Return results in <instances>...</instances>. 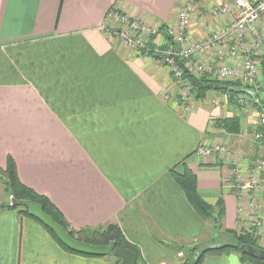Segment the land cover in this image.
<instances>
[{
  "label": "crops",
  "instance_id": "obj_1",
  "mask_svg": "<svg viewBox=\"0 0 264 264\" xmlns=\"http://www.w3.org/2000/svg\"><path fill=\"white\" fill-rule=\"evenodd\" d=\"M223 1L198 0L188 41L204 40L231 20L234 9L211 12ZM184 2L0 0V170L12 161L19 182L73 230L117 226L143 264H179L173 246L212 236L172 178L183 167L204 202L222 199L226 230L240 232L252 219L249 192L236 194L228 161L240 157L245 184L258 156L247 112L240 110L233 135L214 126L236 118L229 96L209 91L184 110L172 94L164 97L172 85L167 67L112 34L108 13L115 9L159 28L152 40L162 47ZM202 145L223 146L228 155H199ZM0 264L118 262L67 252L37 222L7 209L0 210ZM203 264L241 263L229 253Z\"/></svg>",
  "mask_w": 264,
  "mask_h": 264
},
{
  "label": "built area",
  "instance_id": "obj_2",
  "mask_svg": "<svg viewBox=\"0 0 264 264\" xmlns=\"http://www.w3.org/2000/svg\"><path fill=\"white\" fill-rule=\"evenodd\" d=\"M198 0H187L184 2L178 12L177 29L168 30L167 35L173 41L174 44L183 47L185 43L186 32L189 28L191 17L196 11V3ZM196 7V8H195ZM234 13L232 14V20L228 26L223 28L216 34L206 37L204 40L196 42L189 48H183L175 51L174 49L162 50L160 45H157L152 39L155 35L160 33V29H149L141 23L129 19L126 15L119 11L112 9L108 13V20L116 23V28L112 34L117 36L118 39L131 49L140 51L141 53L152 56L156 62L166 66L171 78V82L181 91L179 92L181 105L184 106V110L190 106L194 94L189 84L182 79V71L177 66L175 58L184 60L187 62L186 67L188 71L193 74L201 75H214L218 80L227 78H236L238 73L225 67L223 65L205 66L203 63L192 61L195 55H202L208 50L221 47L225 41H229L231 44L228 47L229 55H242L243 65L240 70L239 78L244 81H253L255 75L253 50L257 48L261 41L256 39L251 44H247L248 35L257 37L258 24L264 20V0H233ZM226 6L214 8L212 13L229 12ZM219 51L218 61H222L224 56ZM193 62V63H192ZM194 76V75H193ZM249 90V89H248ZM253 92V91H252ZM256 95V94H255ZM247 96V95H246ZM168 96H165L167 98ZM250 97V96H249ZM257 97V96H256ZM256 97L251 98L256 103ZM260 109V117L256 124V129L253 130V141L258 149V158L249 165L248 173L245 177L247 182L244 184L241 181L240 172V157L237 155H231L230 166L231 176L234 177V190L238 196H241L245 191H248L249 196H255L249 203V215L255 220V224L252 226L260 230L262 222L257 219V213L259 208V201L256 196L259 194L261 197L262 205L264 206V107L258 105ZM199 155H228V151L225 147L220 145H202L197 149ZM247 184L248 189H245ZM251 199V198H250ZM249 229V233L252 231Z\"/></svg>",
  "mask_w": 264,
  "mask_h": 264
},
{
  "label": "trees",
  "instance_id": "obj_3",
  "mask_svg": "<svg viewBox=\"0 0 264 264\" xmlns=\"http://www.w3.org/2000/svg\"><path fill=\"white\" fill-rule=\"evenodd\" d=\"M163 28L164 27H161V30ZM165 41V44L161 47L162 50H173V44L170 41V37L166 33ZM175 61L177 66L182 71V79L189 84L196 101L203 99L206 93L209 91H216L229 97H233L239 94L245 95L242 93V91L247 89L241 87L240 85L212 80L206 75L197 78L188 71L186 67V61L179 60L177 57L175 58ZM214 126L225 131L228 134L237 135L240 132V123L237 118H225L217 120L214 123ZM0 175L4 179L3 188L4 193L8 197V200L10 197H13L16 200L33 201L39 204L46 214H48L57 224L63 227L68 232L71 238L92 246L108 245L110 242H115L116 248L127 249L136 254V264H143L136 248L126 242L117 226L108 225L106 227V230L104 231L95 229L73 230L66 224L60 213L46 198L37 195L32 190L26 188L19 182L15 171V166L12 161H8L4 171L0 170ZM171 175L175 183L183 191L187 201L189 202L193 210L202 219L210 221L213 227L212 236L209 237V239H204L203 241L187 245L182 244L173 247L171 246L176 253L181 254V257L179 256V264H203L204 260L207 257L221 256L229 253H236L241 264H246L247 262L252 264H264V261H261L256 257H251L246 253V250L248 248H252L256 251L257 254H264V249L255 241H253L249 237V235L244 234L243 231L235 232L226 230L224 228V206L222 199H219L214 206H211L204 202L197 192L195 176L185 167H183V172L181 174L171 172ZM7 209L16 210L18 213L31 218L40 226H42L44 230H46L60 245V247H62V249L67 252L77 254L68 250L65 246L59 243L53 232L44 227L34 218L30 217L26 209L22 207H12L9 205V202L8 204H0V210ZM117 262L119 263L118 259Z\"/></svg>",
  "mask_w": 264,
  "mask_h": 264
},
{
  "label": "rangeland",
  "instance_id": "obj_4",
  "mask_svg": "<svg viewBox=\"0 0 264 264\" xmlns=\"http://www.w3.org/2000/svg\"><path fill=\"white\" fill-rule=\"evenodd\" d=\"M186 1L187 0H185V2ZM223 2H224L223 6H226L229 9L228 11L232 12L233 9H234L233 0H225ZM223 6H221V7H223ZM196 7H197V3H196ZM215 8H217V7H215ZM231 20H232V13H231ZM231 20L228 21L223 28L228 26L230 24ZM190 23H191V21H190ZM176 29H177V27L174 28L173 31L175 32ZM222 29H220L219 31H221ZM167 31L168 30H166V33H167ZM219 31L213 32L209 36H212L213 34H216ZM209 36H207V37H209ZM188 38H189L188 36L187 37L185 36L184 46L181 47L180 50L183 49V48L186 49V48H189V47L193 46L194 41L193 40L191 41L190 39L188 41ZM256 39H259L261 41V44H259L257 46V48H254V50H253V53H254L253 54V61H254V68H255V75H254L253 81H249V80L248 81H244V80H241L239 78V76H240L239 73H240V70L242 69V65H243V56L240 55V54L239 55H235V56L229 55L228 47L231 44L229 41H225L221 45V47H217V48L208 50V52L203 53L202 55L207 54L208 55L207 57L209 59V61L203 62V64L205 66H210V65L214 66V65H216L217 67L220 66V65H223V66L228 67L229 69H231L233 71H236V73H238V74L236 76H233V77H236L234 79L227 78V79L218 80L217 77L214 76V75H207V76L210 79H212V80H216V81L224 82V83L237 84V85H240L241 87H243L245 89H249V90L253 91L256 94V96H257L256 97V103H258V105H261V106L264 107V20H262L258 24L257 37H255V36H253L251 34L248 35L246 43L247 44L248 43L251 44L254 41H256ZM170 41L173 44L172 47H174L176 44H174L171 39H170ZM219 51L223 55H225L224 59L222 61H218V57H219L218 52ZM198 56L199 55H195L194 58L192 59V61L194 60L196 62H200L201 63V61L199 59H197ZM158 64L161 65V63H158ZM193 75L195 77H197V78L203 76L201 74H193ZM170 89H171L170 92H168V94L164 95V97L165 96H169V94H172L174 96V98L177 100V102L180 105V107L184 108V106L181 105V101H180V99H181L180 95L181 94H179V92L183 94L184 91H181L179 88H177L175 85H173V83H172ZM229 98H230L231 104L234 106L235 111H236L235 117L238 118L240 110H243V111L247 112V115H248V118H249L248 121H252L251 124L254 123L253 129L251 130L250 133L247 134V136L250 137L251 140L253 141V130L256 129V124L258 123V119H259L260 113H261L259 107L256 106V103L254 102V100H252L249 96H246V95L239 94V95H235V96L229 97ZM194 101H195V99L193 98L191 103H193ZM253 144L255 146V149H257V146L254 143V141H253ZM257 158H258V156L255 157L254 160L250 162V165ZM228 161L230 162V160H228ZM247 163H249V162H247ZM232 181H234V177H232ZM3 183H4V179L0 175L1 194H3V196L5 197V200H3L2 204H8L9 200H8V197L6 196V194L4 193ZM249 197L251 198V200H253L255 196H252L250 194ZM256 199L259 201V208H260L258 210V213H257L256 216H257V219L262 222L261 228H260L259 231L258 230L257 231L254 230V229H257V228L256 227L253 228L252 226L256 222H255V220H251L246 225H242L245 228H242L240 230V232L243 231L244 234L249 235V237L253 241H255L258 245H260L264 249V206L262 205L261 197H260L259 194L256 196ZM208 222H209L210 226L212 227V224L210 223V221H208ZM106 227L107 226L100 227V228H95V230L104 231V230H106ZM251 227H252V231L249 233V229H251ZM179 256L181 257V254H179ZM246 264H252V263H248L247 262Z\"/></svg>",
  "mask_w": 264,
  "mask_h": 264
},
{
  "label": "water",
  "instance_id": "obj_5",
  "mask_svg": "<svg viewBox=\"0 0 264 264\" xmlns=\"http://www.w3.org/2000/svg\"><path fill=\"white\" fill-rule=\"evenodd\" d=\"M243 94L255 98L256 95L251 90H243ZM9 205L12 207H22L28 211L30 217L40 222L44 227L49 229L55 235L56 239L65 246L68 250L89 257H108L112 256L119 260L118 264H136V254L127 249L115 247V242H110L108 245L92 246L71 238L68 232L57 224L42 207L30 200H16L13 197L9 198ZM246 253L251 257H256L264 261V254H257L252 248H248Z\"/></svg>",
  "mask_w": 264,
  "mask_h": 264
}]
</instances>
